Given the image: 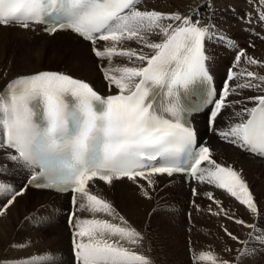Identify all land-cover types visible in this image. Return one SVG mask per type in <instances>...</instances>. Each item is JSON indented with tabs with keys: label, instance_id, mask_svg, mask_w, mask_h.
Segmentation results:
<instances>
[{
	"label": "snow or ice",
	"instance_id": "obj_1",
	"mask_svg": "<svg viewBox=\"0 0 264 264\" xmlns=\"http://www.w3.org/2000/svg\"><path fill=\"white\" fill-rule=\"evenodd\" d=\"M248 2L252 8L241 17L249 25L246 31L264 40V0ZM141 5L142 0H0V27L28 31L43 26L46 35L67 31L86 43L107 88L102 95L85 79L56 70L17 74L5 82L0 88V176L8 174L9 165L26 176L19 188L0 179V216L30 187L71 194L72 264H154L137 250L143 234L90 189L97 181L109 186L126 182L151 200L159 177L179 174L224 191L252 221L237 218L213 192L204 193L210 215L249 231L242 240L221 225L224 235L239 245L235 258L190 249L192 264H246L264 251V226L259 223L264 205L242 170L217 162L211 148L198 143L190 121L200 112L225 143L264 160V75L234 70L242 59L257 66H264V60L239 49L217 91L208 44L237 45L214 23L216 10L210 0L184 13ZM201 7L210 11L201 15ZM198 85H206L207 94L192 100ZM245 91L260 94L245 96ZM229 108L226 127L217 129L218 118ZM191 194L200 195L196 187ZM191 205L202 211L195 199ZM33 223L42 227L47 219L37 215ZM29 246L30 240L10 243L0 264H55L51 252L8 254Z\"/></svg>",
	"mask_w": 264,
	"mask_h": 264
},
{
	"label": "bare ground",
	"instance_id": "obj_2",
	"mask_svg": "<svg viewBox=\"0 0 264 264\" xmlns=\"http://www.w3.org/2000/svg\"><path fill=\"white\" fill-rule=\"evenodd\" d=\"M210 2L216 10L214 23L224 34L236 37L238 40L235 50L223 45H215L213 42L209 43L208 48L213 56L211 70L218 86L222 88L223 79L228 69L233 67L234 57L239 49H245L250 56L264 60V40L246 31L249 25L241 19L245 12L252 8L248 0H210ZM204 3L205 0H142L141 6L164 12L184 13L189 8L195 9ZM209 11L208 8H200L201 15ZM251 27H254L257 32H262L256 25ZM252 44L255 45L254 48L250 46ZM129 46L136 47V44L130 43ZM45 59L48 64L64 65L67 73L90 81L96 88L107 94V88L101 73L97 70L96 61L88 54V45L76 35L67 31L46 35L40 29L23 31L18 27H0V88H3L5 82L17 74L56 70L44 67L42 62ZM118 61L122 62L121 58H116L115 62L118 63ZM244 69L264 75V66L249 65L242 59L234 70ZM257 94L260 93L254 91L243 93L245 96ZM236 98V96L231 97V99ZM231 111L232 109L229 108L218 118L217 129L226 127ZM196 121L200 129L201 141L209 145L213 158L226 166L231 165L237 170H242L251 191L264 205V160L252 157L225 143L215 131L208 127L204 115H199ZM2 155L3 153L0 152V156ZM25 176L24 170L15 165H9L8 174L0 176V179L7 180L9 177V182L19 188L24 184ZM192 187H196L200 193L195 198L191 194ZM192 187L188 188L183 177L176 175L172 178L159 177L151 200L142 198L138 194V189L126 182H114L109 186L97 181L90 190L111 202L116 210L143 234L142 246L137 250L149 255L154 264H192L190 249L197 253L201 250H211L219 258L233 260L239 245L224 235L221 225L227 226L242 240L246 238L245 234L249 230L213 215L212 219H208L210 214L207 206L210 202L204 193L213 192L215 197L222 200L225 207L229 208L237 218L252 222L251 218L244 207L224 191L206 184L194 183ZM193 199L202 211H197L191 205ZM70 201L69 194L35 190L30 187L4 216H0V255L4 254L10 243L30 240L31 246L22 251L12 250L8 254L29 257L33 254L51 252L56 256L55 264H72V236L67 220L68 215L65 213L66 209L71 208ZM212 207L215 208V205ZM184 210H186V218L182 219L180 213ZM188 213H191V221L188 219ZM37 215L47 219L44 226H34L33 219ZM78 215L89 214L79 212ZM183 221L185 225L181 226ZM259 223L264 226V220H260ZM66 237H69V240H66ZM226 247L232 248L233 251L226 252ZM44 264H50V262L46 261ZM201 264H208V262H201ZM246 264H264V251L259 252L254 259L246 261Z\"/></svg>",
	"mask_w": 264,
	"mask_h": 264
},
{
	"label": "rangeland",
	"instance_id": "obj_3",
	"mask_svg": "<svg viewBox=\"0 0 264 264\" xmlns=\"http://www.w3.org/2000/svg\"><path fill=\"white\" fill-rule=\"evenodd\" d=\"M242 44V43H241ZM208 46H209V44H208ZM210 51V50H209ZM118 63H121V62H119L118 61ZM42 65L44 66V67H47V68H53V69H56V70H58V71H63V72H66L65 70H66V68L64 67V65H62V64H48L47 63V61H46V59L42 62ZM259 73V72H258ZM8 181H9V177H8V179H7ZM215 195V194H214ZM185 215H186V210H184L183 212H181L180 213V217L182 218V219H185L186 217H185ZM209 216H211V218H209ZM208 216V219H212V215H209ZM185 225V222L183 221L182 223H181V226H184ZM182 232H184V229H182ZM64 235V234H63ZM69 240V237H66V240ZM46 241H47V239H45ZM66 243H67V241H66ZM43 246H45L44 244H43Z\"/></svg>",
	"mask_w": 264,
	"mask_h": 264
}]
</instances>
